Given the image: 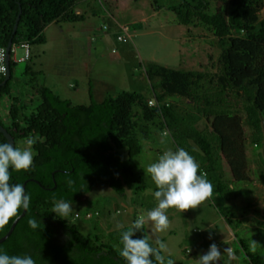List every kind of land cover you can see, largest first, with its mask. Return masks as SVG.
Returning a JSON list of instances; mask_svg holds the SVG:
<instances>
[{
    "label": "trees",
    "instance_id": "trees-1",
    "mask_svg": "<svg viewBox=\"0 0 264 264\" xmlns=\"http://www.w3.org/2000/svg\"><path fill=\"white\" fill-rule=\"evenodd\" d=\"M83 1L0 0V46L7 48L10 40L13 45L43 43V32L50 24L83 19L75 13ZM154 1L157 9L164 8ZM168 9L189 31L202 27L218 39L221 54L215 63L209 57L212 72L152 63L146 73L153 98L121 92L99 102L91 90L89 105H75L48 86L37 84L34 89L42 103L30 116L20 115L21 109L13 104L9 110L12 123L5 125L0 119L16 143L29 136L41 137L33 145V165L20 171L10 168V183L26 185L31 204L13 234L0 244L9 255L30 254L36 264H127L120 255L121 234L133 224L86 236L77 224L57 216L52 209L61 199L76 203L102 184L123 198H128L130 189L136 205L148 210L156 207L140 201L148 190L157 189L149 181L151 176L138 172L135 164L143 152V142L158 133H169L176 148H185L196 158L200 172L211 181L220 200L231 203L224 215L232 228L240 208L236 199L249 196L254 187L236 189L225 181L221 137L209 126L201 128L206 118L244 112V122L251 130L250 144L257 153L263 151L255 175L264 184V0H179ZM20 11L18 30L13 34ZM10 64L11 78L0 87V99L11 95L12 58ZM5 79L2 77L0 84ZM3 142L8 140L0 132ZM253 208L254 202H249L243 210ZM23 211L0 226V239ZM97 213L100 215L97 211L93 214ZM32 219L38 222L35 229L29 224ZM235 224L238 228L241 220L237 218ZM100 228V224L95 227ZM142 236L153 244L145 225L133 238ZM239 243L250 264H264V252L252 251L246 239Z\"/></svg>",
    "mask_w": 264,
    "mask_h": 264
},
{
    "label": "rangeland",
    "instance_id": "rangeland-1",
    "mask_svg": "<svg viewBox=\"0 0 264 264\" xmlns=\"http://www.w3.org/2000/svg\"><path fill=\"white\" fill-rule=\"evenodd\" d=\"M156 1L157 6L164 8L157 9L154 0H84L75 9L83 19L50 24L43 32L44 42L30 45L29 60L19 62L26 50L18 44L17 53L12 57L11 95L0 99L1 121L5 125L12 123L9 110L13 104L24 116H30L41 105L34 89L37 84L48 86L60 98L70 99L75 105H89L91 90L99 102L121 92L153 98L152 83L146 73L152 63L177 70L212 72L209 57L214 63L218 62L221 54L218 39L202 27L189 31L188 27L179 24L176 14L168 9L179 0ZM133 10L144 15H137ZM118 25L130 26L134 37L128 43H118L117 36L114 37L121 33ZM176 100L172 98V101ZM244 119L245 114L240 111L206 118L200 125L201 128L209 126L221 137L225 181L232 182L236 189L252 190L254 187L252 194L235 201L241 208L237 210L240 226L237 228L235 224L237 218L232 222V228L229 226L224 211L231 203L221 201L214 190L196 208L166 209L170 225L162 232L155 231L151 221L145 224L153 244L158 246V240L167 243L168 251H161L176 264H198L199 256L206 253L212 243L222 251L221 264H250L240 239H246L252 251L264 252V184L255 175L263 151L257 153L251 146V130ZM176 149L169 133L156 134L153 139L143 142V152L136 159V170L151 176L144 168L156 162L163 152ZM149 181L157 189L151 177ZM153 190L151 188L140 198L147 206L158 205ZM249 202H254V208L245 212L243 208ZM96 211L99 216L86 218L87 213ZM148 211L147 207L135 204L132 190H128V198H123L102 184L72 203L71 214L63 218L77 224L86 236H93L129 226L139 216H146ZM98 224L101 228L96 230ZM225 248L231 249V255L223 251ZM187 250L190 254H186Z\"/></svg>",
    "mask_w": 264,
    "mask_h": 264
},
{
    "label": "clouds",
    "instance_id": "clouds-1",
    "mask_svg": "<svg viewBox=\"0 0 264 264\" xmlns=\"http://www.w3.org/2000/svg\"><path fill=\"white\" fill-rule=\"evenodd\" d=\"M41 140L39 135L29 136L19 144L11 141L0 143V226L16 217L20 209L27 210L31 204V196L26 193L21 183H10L11 169L16 171L27 170L33 165V145ZM157 190L154 192L158 205L139 216L133 225L121 234L123 248L120 255L127 264H175L171 258L165 259L161 250L168 251V244L158 240V247L153 246L145 237L133 238L138 230L151 221L155 231H164L170 225L166 209L175 207L180 210L196 208L202 201L210 197L213 185L205 174L200 172V164L196 158L185 148L163 152L158 160L144 168ZM60 217H68L72 212L70 201L61 199L52 209ZM32 228L38 227L35 219L29 221ZM231 255V249L225 248ZM222 251L216 243L209 246V250L201 254L198 264H221ZM0 264H36L30 254L9 255L0 248Z\"/></svg>",
    "mask_w": 264,
    "mask_h": 264
},
{
    "label": "built area",
    "instance_id": "built-area-1",
    "mask_svg": "<svg viewBox=\"0 0 264 264\" xmlns=\"http://www.w3.org/2000/svg\"><path fill=\"white\" fill-rule=\"evenodd\" d=\"M119 28L121 30V33L118 35L117 39L119 42H122V43H128L130 40L133 39V34H132V31L130 29V26L129 25H119ZM21 47L24 48L26 50V55L19 60V62H22V61H27L30 59V44L29 43H23L21 44ZM17 45H13L12 48H11V58L13 57V55H16L17 53ZM6 59H7V48L6 47H2L0 46V79L4 76H6L7 74V64H6ZM150 104L151 105H154L155 104V101L152 100L150 101ZM99 214H93V213H88L86 215V218L87 219H91L95 216H98ZM79 215H76V217H78ZM187 254H190V251L187 250L186 251Z\"/></svg>",
    "mask_w": 264,
    "mask_h": 264
},
{
    "label": "water",
    "instance_id": "water-1",
    "mask_svg": "<svg viewBox=\"0 0 264 264\" xmlns=\"http://www.w3.org/2000/svg\"><path fill=\"white\" fill-rule=\"evenodd\" d=\"M21 14L22 11H20L19 16L17 18L15 27H14V31L13 34H15L18 30V26H19V22L21 19ZM13 46V41L10 40L8 46H7V59H6V64H7V74H6V79L3 83L0 84V87L6 85L7 81L11 78V48ZM0 132L2 134H4V136L7 138L8 142L11 141L14 143V145L16 144L15 138L14 136L7 130V128H5L1 123H0ZM25 190H26V185L24 186ZM27 210L24 209L23 213L13 222L10 230L8 231V233L2 237L0 239V244L4 243L5 241H7V239L13 234L18 222L20 221V219H22L23 217L26 216Z\"/></svg>",
    "mask_w": 264,
    "mask_h": 264
},
{
    "label": "crops",
    "instance_id": "crops-1",
    "mask_svg": "<svg viewBox=\"0 0 264 264\" xmlns=\"http://www.w3.org/2000/svg\"><path fill=\"white\" fill-rule=\"evenodd\" d=\"M117 2L119 1V0H116ZM133 12L135 13V14H137V15H144L143 13H141L140 11H137V10H133ZM154 16L156 15V14H153ZM144 20H146V17H144L143 18ZM119 26V25H118ZM116 36H118V34H114V37H116ZM116 39H117V37H116ZM118 43H120V42H118ZM230 230V229H229ZM232 233V232H231Z\"/></svg>",
    "mask_w": 264,
    "mask_h": 264
}]
</instances>
